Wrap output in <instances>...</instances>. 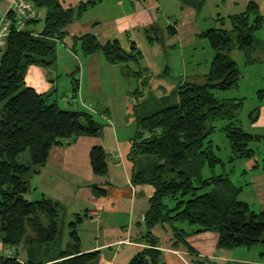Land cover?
I'll use <instances>...</instances> for the list:
<instances>
[{
    "label": "trees",
    "instance_id": "16d2710c",
    "mask_svg": "<svg viewBox=\"0 0 264 264\" xmlns=\"http://www.w3.org/2000/svg\"><path fill=\"white\" fill-rule=\"evenodd\" d=\"M30 1L39 11L45 10L44 17L34 20H43V30L36 34L13 29L0 46V239L3 246L15 248L13 254L0 255V264H100V251L82 250L77 230L84 218L81 213L76 214L77 220L67 222L66 212L57 202L47 198L31 201L26 195L30 178L45 166L55 146L81 135L97 136L103 125L88 111L61 108L55 98L51 99L57 92L55 86L48 93H40L27 85L26 74L33 64L49 67L55 63L58 43L68 36L66 27L101 0H88L78 7H65L60 0ZM187 2L200 8L204 0ZM221 20L220 27L200 34L214 50L205 81L183 83L177 90L178 100L137 118L127 155L134 164L132 182L151 185L154 192L139 238L145 247L130 264H163V250L154 228L165 224L172 227L173 247L192 249L187 241L190 235L215 231L220 248L260 244L264 255V209L255 211L240 199L243 186L234 185L229 174L207 178L200 174L207 163H223L212 150L211 135L217 129L225 132L231 144L229 162L255 158L257 150L250 143L264 141V135L246 131L239 121L245 97L216 95V90L239 86L242 71L231 53L259 44L256 33L263 27L264 17L258 4L250 1L245 11ZM227 21L230 27L225 26ZM73 41L80 44L85 55L103 52L113 65L139 59L136 50L127 52L118 41L102 44L92 33L75 36ZM77 92L75 86L73 95ZM258 111L256 108L250 113L251 120H256ZM218 121L226 123L218 127ZM27 150L30 161H21L19 156ZM90 162L95 174L108 173L104 147H92ZM187 224L194 229L189 231L184 226ZM66 227L70 228V241L64 248L61 242ZM54 242L61 247L57 258H35L52 248ZM17 247L27 250L28 259L20 258Z\"/></svg>",
    "mask_w": 264,
    "mask_h": 264
},
{
    "label": "crops",
    "instance_id": "0c3cea01",
    "mask_svg": "<svg viewBox=\"0 0 264 264\" xmlns=\"http://www.w3.org/2000/svg\"><path fill=\"white\" fill-rule=\"evenodd\" d=\"M60 1L65 7H78L88 0ZM187 1L96 2L66 27L68 36L58 43L55 63L49 67L33 64L26 74L27 85L40 93H48L55 86L57 92L51 99L57 96L55 99L61 108L88 111L103 125L97 136L81 135L55 146L45 166L30 178V191L26 195L31 201L51 199L65 212L67 209L63 206L66 205L67 213H81L84 218L78 223L77 230L82 250L100 251V264H130L145 247L139 238L144 232L143 215L154 188L132 183L134 164L127 156L137 129V118L141 117L137 104L153 98L156 101L151 108L156 107V111L164 104L178 100L177 90L183 83L201 82L200 77L209 72L214 50L200 34L206 29L220 27L221 18L245 11L250 1L258 4L264 17V0H204L200 8ZM11 2L0 0V20ZM44 15L45 10H41V17ZM38 22L28 23L26 30L41 33L44 24ZM87 33L96 35L102 44L118 41L125 51L136 50L139 59L113 65L101 51L85 55L73 38ZM256 37L264 63V25ZM198 51H203V55ZM202 63L209 66L205 73L198 71ZM72 72H75L74 76H71ZM73 79L78 83L75 84ZM106 83L110 91L103 95L101 92ZM75 86L78 87L76 96L73 95ZM259 91L263 92L261 98L264 90ZM98 100L103 104L100 108L97 107ZM256 108L259 111L253 121L250 113ZM252 111L249 120L253 127L262 130L259 135H264V101ZM94 146L106 150L109 171L104 176L93 172L90 151ZM246 165L250 171L244 169L242 174H249L252 181L242 185L241 192L245 185H252L248 198L253 203L240 199L248 202L251 208L253 204L260 205L259 210L252 208L260 211L264 209V162L262 164L256 155ZM184 226L189 231L194 229ZM154 233L160 239L163 264H264L262 246L220 248L217 245L219 234L215 231L190 235L187 241L192 249L173 247L174 234L168 224L157 225ZM66 235L65 232L62 247ZM2 246L1 242L0 248ZM14 251L12 247L6 251L2 248L1 255H10ZM18 251L22 260L28 259L26 249L20 247ZM57 257L54 253L44 261Z\"/></svg>",
    "mask_w": 264,
    "mask_h": 264
},
{
    "label": "rangeland",
    "instance_id": "374dc122",
    "mask_svg": "<svg viewBox=\"0 0 264 264\" xmlns=\"http://www.w3.org/2000/svg\"><path fill=\"white\" fill-rule=\"evenodd\" d=\"M30 1V0H29ZM33 5L34 3L30 1ZM35 6V5H34ZM36 7V6H35ZM40 17H41V10H40ZM38 23H43V20L39 21ZM226 27H230V22L227 21L225 24ZM203 51H198L199 55H203ZM262 51L261 47L259 45L255 47H247L242 50L234 49L231 53V56L234 57L239 61L241 71L243 73V78L241 79L240 85L235 88H231L229 90H216V95L219 97H242L245 96L247 97L246 103L243 106V108L239 112V121L242 124V127L253 134L255 133H260L262 134L261 129H257L252 126L250 120H249V113L252 111V109L259 104L260 102L264 101V96L260 98V95L263 93L262 91L260 92L259 90L263 89L264 90V63L262 61L263 56H262ZM247 61V62H246ZM246 62V63H245ZM206 69H209V66H205V63L199 64V72L205 73ZM135 79H132V82H134ZM199 81L204 82L205 78L204 76L200 77ZM110 91L109 85L106 83L104 85V88L101 92V94H106ZM57 97V96H56ZM54 97V98H56ZM259 97V98H257ZM53 98V99H54ZM97 107L100 108L103 104L100 100H98ZM156 100L151 98L148 101L144 102L143 104H137L136 108L138 110V113H140L141 116L148 115L154 109L156 108H151L155 103ZM218 127H221L225 125L226 121H218L216 122ZM211 139L213 140V146L212 150L217 155L223 160V163H217L215 166H211L210 164L207 163L206 166H204L200 170V174L202 178H207L212 175H219V174H229L231 176L232 182L234 185H244L246 182L252 181L250 175L248 174H242L244 169H247L248 171L249 168H247V161L248 159H237L234 162H229V157L232 154V149H231V144L227 137L225 136V132L222 129H217L212 135ZM250 146L253 147L254 149L257 150V157L259 158L260 162L263 164L264 162V141H253L250 143ZM19 159L24 162L30 161V152L27 150L23 152L20 156ZM209 162V161H208ZM246 166V167H245ZM254 171H259L255 169ZM39 173V172H38ZM250 178V179H249ZM132 181V179H131ZM133 183V182H132ZM134 184V183H133ZM252 185L248 184L244 186V192H241L239 195V198L242 199H247L250 202H252L251 194L249 193L250 187ZM251 199V200H250ZM253 203V202H252ZM66 208L68 211L69 209L67 208L66 205L63 206ZM252 208L255 210H259L261 208L260 205L258 204H253ZM66 210V213H67ZM143 220L145 219V215H143ZM65 217L67 222L75 221L77 220L76 214H71L67 213L65 214ZM44 220H47V217L44 215ZM188 225V224H187ZM190 226V225H188ZM65 232L67 233L66 238L64 240V248L66 247L68 241H70V237L68 233L70 232V228L66 227L64 230L63 237L65 236ZM60 241V240H59ZM0 244H1V239H0ZM3 245V244H2ZM61 246V244H60ZM260 247L261 245H256V247ZM52 248H49L45 253H42L41 255L38 253L35 255V258L38 260L42 259H48L54 253L58 254L61 247L56 246V242L53 243L51 246ZM2 248L3 251L7 250L9 247L8 246H2L0 248V255L2 253ZM19 248V247H17ZM245 248V247H242ZM255 248V246L253 247ZM253 252V251H252Z\"/></svg>",
    "mask_w": 264,
    "mask_h": 264
},
{
    "label": "built area",
    "instance_id": "2783aa9c",
    "mask_svg": "<svg viewBox=\"0 0 264 264\" xmlns=\"http://www.w3.org/2000/svg\"><path fill=\"white\" fill-rule=\"evenodd\" d=\"M39 17V9L29 0H12L8 11L0 20V46L13 29L26 31L27 24Z\"/></svg>",
    "mask_w": 264,
    "mask_h": 264
}]
</instances>
